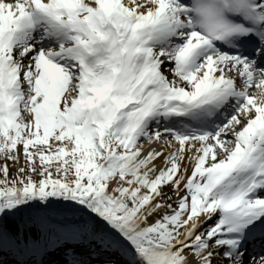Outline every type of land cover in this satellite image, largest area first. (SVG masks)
<instances>
[{
    "label": "snow or ice",
    "instance_id": "6c2138e0",
    "mask_svg": "<svg viewBox=\"0 0 264 264\" xmlns=\"http://www.w3.org/2000/svg\"><path fill=\"white\" fill-rule=\"evenodd\" d=\"M0 264H264V0H0Z\"/></svg>",
    "mask_w": 264,
    "mask_h": 264
}]
</instances>
